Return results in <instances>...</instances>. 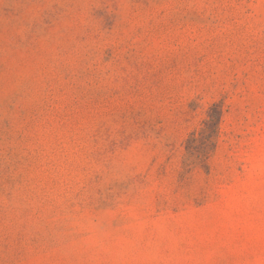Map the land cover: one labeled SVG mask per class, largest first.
Returning a JSON list of instances; mask_svg holds the SVG:
<instances>
[{"label":"rangeland","instance_id":"obj_1","mask_svg":"<svg viewBox=\"0 0 264 264\" xmlns=\"http://www.w3.org/2000/svg\"><path fill=\"white\" fill-rule=\"evenodd\" d=\"M0 264H264V0H0Z\"/></svg>","mask_w":264,"mask_h":264}]
</instances>
